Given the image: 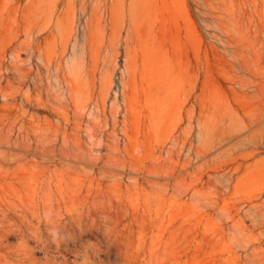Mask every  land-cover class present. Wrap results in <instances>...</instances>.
<instances>
[{
	"label": "rangeland",
	"instance_id": "rangeland-1",
	"mask_svg": "<svg viewBox=\"0 0 264 264\" xmlns=\"http://www.w3.org/2000/svg\"><path fill=\"white\" fill-rule=\"evenodd\" d=\"M55 1L0 0V264H264V0Z\"/></svg>",
	"mask_w": 264,
	"mask_h": 264
},
{
	"label": "bare ground",
	"instance_id": "bare-ground-1",
	"mask_svg": "<svg viewBox=\"0 0 264 264\" xmlns=\"http://www.w3.org/2000/svg\"><path fill=\"white\" fill-rule=\"evenodd\" d=\"M28 1H29L30 5H35L37 7V8L35 7V9L42 8V7H45V6L48 7V9H50V8H53L55 6V2H56L55 0H28ZM92 1H94V0H80L79 1L80 2V4H79L80 6H78V7H80L79 11H80V15L81 16L87 17V12L89 11L88 6H89L90 3H92ZM95 1H98L97 4H99L100 2L106 3V5H108L109 10L112 11V9H114L116 7H120V9L124 8L127 0H110L109 2H108V0H95ZM137 1L138 0H128V2H127V11H128V15H129V22H128V25L125 28L126 38L128 39L126 41L127 42V44H126L127 48H128L129 41H131V39L133 38V35L136 32L135 14L134 13H135V7H136V4H137ZM52 18H53V14L52 13H50V14L48 13L47 14L48 21H51ZM60 21H62V19H60ZM103 22H104V20H103ZM74 25H75V22H74L73 18L70 17V20H69L68 24L66 25V27H64L65 28V37H64V39H62V43L64 45L67 42H69V40L71 39V33L74 30ZM90 25H91V21H88V19H86L85 29L83 28V31H81L82 33H81V36L79 38V40H80L79 42L81 44V51L80 52H83V53H84V51L89 52V53H91V51H92V49H91L92 40H91ZM54 27H55L54 29H59V26L56 27V24H55ZM119 30H120V26H119V24H117V26L113 29V34L115 36H118L119 35ZM60 31H61V28H60ZM52 32H53V29H51L50 27H42V26H40V27L36 28L35 26H30L29 25L27 27V29L25 30V37L28 40H30V39H42L44 42H47V40H49L50 36L52 35ZM113 34H112V37H111L112 39H114V35ZM27 46H30V45L27 44ZM70 50H71V52H70V57L69 58H70V61L73 62L75 57L79 53V50L77 51L75 49V45H72V48L70 47ZM64 57H65V55H64ZM126 74H127V85H128L129 88H133L134 75H133V71H132V68H131L130 65L126 66ZM101 83H102L104 91H106L109 88V79H108V76L106 74H104V76L102 77V82ZM123 95H124V93H123ZM121 96H122V94H121Z\"/></svg>",
	"mask_w": 264,
	"mask_h": 264
}]
</instances>
